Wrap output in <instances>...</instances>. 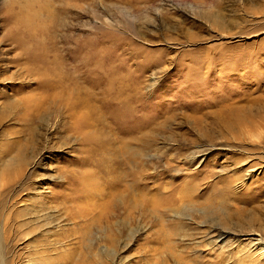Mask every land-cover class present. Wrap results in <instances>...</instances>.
Instances as JSON below:
<instances>
[{
    "label": "rangeland",
    "instance_id": "1",
    "mask_svg": "<svg viewBox=\"0 0 264 264\" xmlns=\"http://www.w3.org/2000/svg\"><path fill=\"white\" fill-rule=\"evenodd\" d=\"M206 11L235 20L234 28H213ZM50 46L71 47L68 63H83L77 92L61 88L58 97L41 62ZM112 72L129 90L106 107L110 128L97 125V136L70 106ZM263 104L264 0H0V264H264L233 236L264 239V109L239 140L222 127L226 108L248 114ZM106 142L137 153L149 144L126 169L138 186L133 218L107 224L121 231L116 243L92 219L97 212L75 218L83 201L66 184L93 170L96 150L86 144ZM225 177L245 182L226 206L186 202L175 213L154 204L176 181L204 190ZM126 194L115 202L121 212Z\"/></svg>",
    "mask_w": 264,
    "mask_h": 264
},
{
    "label": "bare ground",
    "instance_id": "2",
    "mask_svg": "<svg viewBox=\"0 0 264 264\" xmlns=\"http://www.w3.org/2000/svg\"><path fill=\"white\" fill-rule=\"evenodd\" d=\"M202 17H203V19H206L211 24V26L213 28L218 29L221 32H229L235 26L233 23L236 22L235 20L233 22L231 20V18L227 19L226 16H224V14H213L212 12H207ZM44 53L46 56L41 57L43 59V60H41V62H43L42 64L45 66V68L50 70V76H51L52 80H55L56 88H57V90H59V93L57 92L58 97L59 98L61 97V95H60V93H62V92H60L61 88L67 89V91H69V93L70 92L71 93L77 92L78 88H75L76 89L75 90L72 87H73V84H76L74 82L75 80L79 82L80 79L84 76L83 63H81L80 66H76V67H73L72 66L73 64L72 63L70 64V62L68 63V61L73 60V58L71 56V47H69V46H50L49 49L44 50ZM71 66H72V68H70ZM79 70L81 71V73L79 72ZM76 71H78L77 77L74 76ZM126 82H127L126 79L118 76L116 74V72H112L111 75L110 74L106 75L103 78L102 82H100V80H99V82L97 84H95L97 92H92L91 94H89V93L85 94V92L83 91L84 93L81 95L82 97L76 98L74 96L73 97V105L70 107L73 109H77L81 114L85 113L84 118L81 120V127L90 128L91 133H94L97 136H102L103 131H101L97 127V125L100 124L105 129H106V127L107 128L109 127L110 116L108 115L109 111L106 109V107L108 105H110V107L116 106L120 100L119 94H126L128 92L129 88L126 87L127 86ZM123 83H125L126 86H123L122 85ZM68 89H70V90H68ZM77 95H79V94L77 93ZM89 96H91V98H92V102L90 101L91 102L90 105L86 101V99L87 100L89 99ZM126 96H129V95H126ZM30 99H31V97H29L28 103H29ZM35 108H36V110H38L40 108V106L37 104L35 106ZM262 109H264V104H263V107L261 108V110H259V109L256 110L257 111L256 113L253 111H250L248 114H238V113H240V111H238V110L235 111L233 109L226 108L225 112H227L228 117H225V120H223V126L222 127L228 133V134L226 133L227 135L232 134L236 140H239L240 137L242 138V136H245L249 132H253L256 129V126H257L256 125V122H257L256 118L258 116H260ZM112 113H114V112H112ZM93 122H96V126H94V125L91 126V124H93ZM37 140L39 141V143L41 142V140L39 138H37ZM119 142H116L114 144H107V142L106 143H93V144L87 143L86 145L92 146L90 148H92L93 150H96V152L94 154V156H96V157H93L92 161L88 164V165H90V167L93 168V170L90 168L91 171L81 173L80 178L73 179V180L69 179L66 181V184H68V185L73 184V185H77L79 187V189H77V194H78L77 197L83 201L82 202L83 204L80 206L79 212L77 213L75 218L76 219L78 218L82 221L83 220L89 221L91 219V216L93 215V212H97L99 214V217L95 218L93 216L92 219L95 222L106 223L107 232L109 234L111 233V235H112L111 240L108 238L111 243H116V241L119 240L118 239L119 235H121V231L120 232L118 231V233H115L113 231L114 229L111 230L113 225L115 226L116 223L118 222V217L121 216L125 220H130L133 218V216L135 214L132 199L134 198V194H135L134 192L136 189H138V186L134 181L135 180L134 171L133 172L127 171L126 169L132 168L131 165L133 164L134 158L137 159V157L139 155L141 157H143V155L146 153V148L149 145L148 142H142L143 150L140 153H137L136 148H132L131 145L129 147L128 145H125V144H118ZM201 148H203V147H201ZM196 156L197 155L195 154L189 158V164H193V162L196 159ZM126 157H127V159H126ZM238 161H240L238 164H242V162L244 160L242 159V160H238ZM15 162L13 165H15ZM98 162H99V164H98ZM25 164H26L25 159L20 157L17 160L18 174L23 169ZM128 176L131 178V180H128ZM197 178H198L197 175L192 176L190 183L193 182L194 180H197ZM188 182H189V180H188ZM177 183L178 182L176 181L171 185V188H173V189L169 190L168 194H166V195L164 194L163 198L155 197V199H154L155 203L154 204L162 206L165 210H167V211L171 210L175 213L177 211H180L181 209H182V212H184V206H185L184 203L186 204V202H191L192 205L193 204L198 205L200 203L201 204L205 203V204L210 205L212 202H214L216 200L217 201L220 200V201H222L221 203L226 206V204H224V203L228 202L227 200L233 201L230 195L232 193H233V195H236L232 189H234L236 192H239L240 191L239 189L244 185L245 182L244 181L234 182L233 179H231L229 177H225V178H222L218 183L212 184L211 182H208L207 187L204 190H199L197 187V185H198L197 183L192 184V185L190 184L191 186L187 182H186L187 184H185L184 186L182 184H177ZM238 183H240L241 186L235 188V186ZM198 190L201 192H199ZM246 190H247V188L244 189L243 194L246 193ZM253 190H254L253 187H249V189H248V191L251 193L253 192ZM93 191H96L97 193L95 192L96 194H93ZM125 192H127L128 196L121 197V199L125 198V201H126V199L131 197V200L127 201V203H125V202L122 203L123 204L122 206L124 209H122L123 211L121 212L120 208L117 205H115V202L120 197V195H122ZM208 192H211V193L208 197H206L205 194ZM238 194L239 193H237V195ZM99 199H101L102 201H106L107 202V203L105 202L106 205H103L102 201L99 202ZM100 203H102V204H100ZM249 203L250 202L248 201V203H244V205L242 207L238 208V210H235L237 212L236 218L241 217V214L243 212H245L243 209H247L246 207H248ZM188 204L189 203H187V205ZM197 207H199V206H197ZM212 207L209 206V209ZM107 208H108V210H106ZM110 208L113 210L110 211L109 210ZM212 210H215V209L212 208ZM209 212H211V211H209ZM184 214H181V215H184ZM222 214H224V213L222 212ZM231 214H233V212ZM177 215L179 216L180 214H177ZM181 215H180V217H181ZM227 216H228V214H227ZM223 217H224V215H223ZM243 217H245V215L242 216V218ZM204 219H206V217ZM244 222H247V221H244ZM107 224L109 226L112 225V227L107 226ZM250 226H251V224H250ZM242 227L247 228L244 226H242ZM239 230H240V228H239ZM129 232L132 233L133 232L132 229H129ZM239 232L241 234V231H239ZM235 233H236V231H235ZM122 234H123V232H122ZM221 234L219 236H221ZM84 235H85V231H82L81 237H84ZM223 236H225V235H223ZM233 236H234V240L236 243H239L240 245L242 244L243 247L241 246V248H244L245 253L249 252V254H252V253L253 254H259L260 256L264 257V239H263V237H258L254 241L251 239L252 241H250V244H252V247H249L250 244L246 243V244H248L247 245L248 250H247L246 244L243 243L244 240L242 241L240 238L241 236H239V235H233ZM241 250H240V252H241ZM113 253L115 254V251L114 252L112 251L111 254H113Z\"/></svg>",
    "mask_w": 264,
    "mask_h": 264
}]
</instances>
